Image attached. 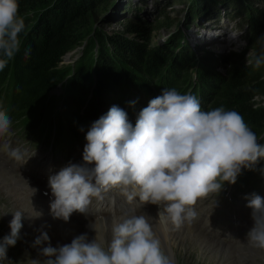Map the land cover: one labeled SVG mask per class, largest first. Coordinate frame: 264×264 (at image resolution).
Wrapping results in <instances>:
<instances>
[{
  "label": "clouds",
  "instance_id": "9594fccd",
  "mask_svg": "<svg viewBox=\"0 0 264 264\" xmlns=\"http://www.w3.org/2000/svg\"><path fill=\"white\" fill-rule=\"evenodd\" d=\"M18 10V0H0V72L20 51L19 36L25 25ZM30 52L26 49L25 56ZM249 64L259 68L264 53ZM11 124L7 112L0 110V135L7 134ZM85 139L84 163L70 162L48 179L51 214L66 222L74 212L86 213L93 197L120 187L129 203L138 197L158 205L159 217L179 230L197 215L198 198L218 193L224 182L234 184L242 168L255 169L264 160V144L258 143L241 114L223 107L204 111L196 96L174 88L152 98L139 112L135 126L124 109L113 105L92 123ZM5 148L10 157L26 162L20 148ZM245 199L254 221L248 241L264 249V197L251 193ZM23 214L14 212L10 233L0 240V257L16 244ZM41 215L33 208L28 217ZM45 242L40 254L49 257L46 264H174L144 215L114 220L107 242L96 236L89 241L87 234H81L69 244L54 247L42 231L34 245Z\"/></svg>",
  "mask_w": 264,
  "mask_h": 264
},
{
  "label": "rangeland",
  "instance_id": "374dc122",
  "mask_svg": "<svg viewBox=\"0 0 264 264\" xmlns=\"http://www.w3.org/2000/svg\"><path fill=\"white\" fill-rule=\"evenodd\" d=\"M55 2L56 0L50 1L49 6H53ZM247 2L251 3V6ZM247 2L246 0H107L104 4L99 2L96 5L97 9L90 10L84 18L83 30L86 32V39L68 52L63 62L65 65H73L81 57L85 58L89 53L87 41L99 33H104L107 37L121 34L139 40L145 39L147 49L157 46L170 47L172 63L175 64L172 69V89H176L180 94L196 96L201 109L208 111L218 100L219 91H215L207 98L199 92L201 59L210 53L218 58L214 73L225 77L232 57L249 64L250 60L254 62L255 57L264 50L262 47L264 40L261 39L264 37V0ZM145 30L147 35L138 33ZM233 34L242 35L233 38ZM184 60L186 62L183 64ZM178 67L179 70H176L178 74H173ZM185 72L187 78L184 76ZM250 82L255 89L249 102L254 108L264 110V71L261 67L255 68ZM3 93L4 90L1 91V95ZM54 93L58 95L59 90ZM151 93L153 94V90ZM151 98L153 97H148L146 102ZM113 105L124 109L129 122L136 123L138 115L132 112L134 105L129 101H113L109 109ZM98 118L97 114H92L76 121L79 130L83 129V136ZM261 131L264 132V127ZM29 136L27 130L21 133L15 124L11 125L7 134L0 135V173L8 178L12 174L24 178L19 181L20 177L16 176L17 181H13L9 189L0 190V240L10 233L9 222L14 215L13 201L7 197L9 193H14L9 191L13 189L21 197L22 211L28 203L37 210L46 205L50 206L52 195L48 186L49 176L70 162L81 164L83 157L85 144L76 143L62 155L60 151L55 153V148L50 147L48 143H42L38 138L40 144L38 145V141L31 140ZM5 145L20 148L26 162L10 157ZM0 183H3L2 179ZM114 189L124 196L120 187L111 188L101 192L99 198L93 197L86 213L74 212L72 215L79 219L78 222L91 223L100 218L104 219L108 215V210L122 214L124 208L128 207L135 211L133 215H138L149 206L156 207L154 204L141 201H136L133 207L132 202L113 195ZM238 191L236 184H233L231 195L227 193L226 186H222L218 193L198 198L194 205L197 215L190 223L199 228L203 235H210L209 237L217 238L221 244L223 241L225 245L240 249L237 250L235 257L239 258L244 254L242 256L246 258H241L239 264H264V249L252 246L247 238L254 221L251 217L252 210L246 206L245 197L253 191L250 188L243 194ZM76 218L74 219L77 220ZM25 220L26 218L22 216L23 227L19 238L14 246H8L6 257H0V264H33L34 260L37 264L41 262L40 252L33 245L26 244L29 238L26 239L24 236ZM50 220L55 221L56 218ZM70 220L64 221V224L70 223ZM57 245L59 246V243L56 242L55 247ZM189 264H211V261L202 260L195 254Z\"/></svg>",
  "mask_w": 264,
  "mask_h": 264
},
{
  "label": "trees",
  "instance_id": "16d2710c",
  "mask_svg": "<svg viewBox=\"0 0 264 264\" xmlns=\"http://www.w3.org/2000/svg\"><path fill=\"white\" fill-rule=\"evenodd\" d=\"M50 1L18 0V16L25 25L19 36L21 47L0 72V101L5 102L17 126L47 139L52 134H59L62 140L77 139L83 135L76 121L92 114H106L111 102L129 101L135 113L147 106L148 97L155 98L163 89H172V48L147 49L145 39L99 33L87 41L89 53L85 58L65 65L68 52L86 39V14L107 0H56L49 6ZM138 33L147 35L146 30ZM26 49H31L27 57ZM217 64L218 58L211 53L201 59L199 92L207 98L219 91L210 110L223 107L238 112L257 133L258 143L264 144V110L249 102L255 89L250 85L255 67L232 57L224 77L214 73ZM260 67L264 71V64ZM176 70L179 67L173 74H178ZM184 76L187 78L186 72ZM261 169L264 160L255 169L242 168L236 182L247 186L251 183L257 190L258 186L264 188Z\"/></svg>",
  "mask_w": 264,
  "mask_h": 264
},
{
  "label": "bare ground",
  "instance_id": "6f19581e",
  "mask_svg": "<svg viewBox=\"0 0 264 264\" xmlns=\"http://www.w3.org/2000/svg\"><path fill=\"white\" fill-rule=\"evenodd\" d=\"M16 176H19L20 178ZM16 178H18L19 181L21 178L24 179L20 175L12 174L11 177L8 178L4 176V174L0 173V179L3 180V183H0V190H4L6 188L9 189L10 184L13 181H17ZM9 192L14 193H9V195L7 196L13 201V213H24L23 216L26 218V233L24 234V236L26 237V239L29 238L26 244L33 245L39 252L40 249L43 246H46L47 243L45 242V244L42 245H34L36 237L39 236L42 231L47 232L48 236L50 237V243L54 247L56 242L57 244L59 243V246L69 244L71 243L73 238L81 234H87L89 241L94 239L96 236L98 240L107 242L111 239V226L113 221H119L126 216H131L134 214V212L131 211L133 208L129 209L128 207H125L122 214H118L116 212L108 210V215H106L104 219L100 218L91 223L78 222L79 219H77L76 216L71 215V220L69 219L71 221V224H64V220L61 218H56L55 221L50 220L54 217L52 216L50 206L48 205L43 207L40 204V206L43 207L42 209H40V211L37 210L36 207H33L28 203L24 211H22L20 203L21 197L16 194L13 189H11ZM25 197L27 198V196ZM33 208L36 211L42 213V215L38 218H29L28 215L33 214ZM160 210H163L162 206ZM158 213L159 209H157V207L151 206L147 207L146 211L143 214L138 215H144L148 218L149 222L153 226V231L160 239L162 249L167 255L174 259V264H189L190 260L195 254H198V256L202 260H210L211 264H239L241 258H246L245 256H242L244 254H242L239 258L235 257L238 252L237 250L240 249L236 250L233 246L225 245L223 244V241L221 244L218 240H216L217 238L214 239L209 237L210 235H203L202 231L199 228L193 226L187 221L179 230L175 229L170 221H168L166 218L161 219ZM74 218H76L77 220H75ZM39 255L41 256V262L39 264H46V261L49 259V257L43 256L41 254Z\"/></svg>",
  "mask_w": 264,
  "mask_h": 264
}]
</instances>
